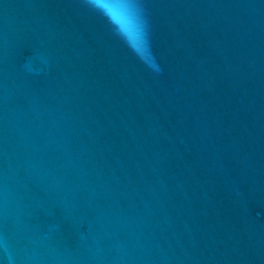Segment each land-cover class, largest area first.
<instances>
[{"label": "water", "instance_id": "obj_1", "mask_svg": "<svg viewBox=\"0 0 264 264\" xmlns=\"http://www.w3.org/2000/svg\"><path fill=\"white\" fill-rule=\"evenodd\" d=\"M0 264H264V0H0Z\"/></svg>", "mask_w": 264, "mask_h": 264}]
</instances>
